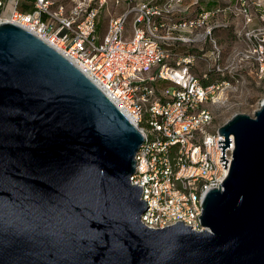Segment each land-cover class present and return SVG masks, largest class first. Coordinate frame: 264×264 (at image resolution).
I'll return each mask as SVG.
<instances>
[{"label":"water","instance_id":"obj_1","mask_svg":"<svg viewBox=\"0 0 264 264\" xmlns=\"http://www.w3.org/2000/svg\"><path fill=\"white\" fill-rule=\"evenodd\" d=\"M227 177L202 232L143 226V137L70 61L0 24V264H264V102L218 129Z\"/></svg>","mask_w":264,"mask_h":264},{"label":"built area","instance_id":"obj_2","mask_svg":"<svg viewBox=\"0 0 264 264\" xmlns=\"http://www.w3.org/2000/svg\"><path fill=\"white\" fill-rule=\"evenodd\" d=\"M7 1L0 0V24L17 25L59 52L142 135L144 142L130 178L132 185L141 187L146 204L141 224L152 230L176 223L193 232L205 230L199 220L203 197L227 177L234 150L229 136L223 169L218 142H224V137L218 129L229 119L217 123L211 107L224 104L231 89L224 78L238 69L255 80L264 94V9L253 14L249 0H221L224 4L216 3L215 9L199 11L195 9L199 0H189L190 6H185L187 0H113V8L123 6L122 11L109 17L98 36L107 0ZM226 11L236 18V25L214 20ZM128 23L131 31L126 35ZM225 28H232L238 46L223 63L212 33ZM205 44L210 50L203 48ZM182 46H197L200 54L165 50ZM196 58L205 59L209 66L201 80L212 76L223 80L203 85L191 72Z\"/></svg>","mask_w":264,"mask_h":264},{"label":"rangeland","instance_id":"obj_3","mask_svg":"<svg viewBox=\"0 0 264 264\" xmlns=\"http://www.w3.org/2000/svg\"><path fill=\"white\" fill-rule=\"evenodd\" d=\"M56 4H66L68 0H52ZM121 3H124V0H120ZM149 1V0H145ZM8 4L14 2V0H8ZM22 2H26V0H22ZM202 4L211 3L208 8H210L213 3L219 2V4H224L221 0H199ZM107 8L106 11L100 15L99 23L97 27V35L100 36L104 33V30L107 25V21L110 16H113L114 13L118 14L122 11L123 6H119L117 9L113 8V0H107ZM191 1H185V6H190ZM7 4V5H8ZM249 4L252 8L253 14H261L264 9V0H249ZM207 5V4H206ZM258 5V6H257ZM206 8L205 6H203ZM8 10V7L6 11ZM219 24L225 26H234L236 25V18L229 12L226 11L225 13H220L215 15L214 18ZM131 31V25L128 23L126 25V35H128ZM213 39L216 41L218 46L221 49V62H226L228 60L229 54L234 47L238 46V43L235 42L233 36L230 32H227L224 29L216 30L212 33ZM198 47H185L182 46L178 49L173 48H165L168 53H176L182 54L185 51H189L197 57L198 54ZM204 49H209V45L205 44ZM209 66L205 59L196 58L194 66L191 69L192 74L198 78L203 85H207V83L213 82L215 80L221 81L218 77L212 76L213 74L210 73L212 76L211 79L208 81L201 80L202 75L204 73H208ZM229 84L231 89L226 95V100L222 106L219 107H211L214 111L215 120L217 123H224L228 119H230L234 114H246L252 116L253 113L259 108L260 103L264 100V94L262 92V87L257 84L255 80H253L244 70L238 69L236 74L231 77L226 76L224 78Z\"/></svg>","mask_w":264,"mask_h":264},{"label":"trees","instance_id":"obj_4","mask_svg":"<svg viewBox=\"0 0 264 264\" xmlns=\"http://www.w3.org/2000/svg\"><path fill=\"white\" fill-rule=\"evenodd\" d=\"M207 4V5H206ZM204 3V4H202V3H199L196 7H195V9L197 10V11H199V10H201V9H203V10H211V9H215L216 7H218V5L217 4H215V3H213V5L210 7V8H208L209 6H210V4L211 3ZM203 6H205L206 8H204ZM19 10L20 11H23L24 10V8H23V6H20L19 7ZM28 11H31V8H28ZM224 30H226L227 32H230L231 34H232V36H233V33H232V28H225Z\"/></svg>","mask_w":264,"mask_h":264}]
</instances>
